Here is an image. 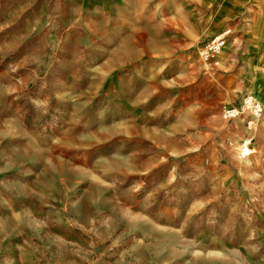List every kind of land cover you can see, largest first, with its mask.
<instances>
[{"label": "rangeland", "instance_id": "1", "mask_svg": "<svg viewBox=\"0 0 264 264\" xmlns=\"http://www.w3.org/2000/svg\"><path fill=\"white\" fill-rule=\"evenodd\" d=\"M0 264H264V0H0Z\"/></svg>", "mask_w": 264, "mask_h": 264}, {"label": "built area", "instance_id": "2", "mask_svg": "<svg viewBox=\"0 0 264 264\" xmlns=\"http://www.w3.org/2000/svg\"><path fill=\"white\" fill-rule=\"evenodd\" d=\"M226 34L220 33L209 39L200 50V57L204 62H213L226 45ZM263 107L259 99L253 95H246L238 105L224 104L222 107V117L225 120L235 119L248 115L249 120L260 118ZM249 149H247V152ZM246 153V152H245Z\"/></svg>", "mask_w": 264, "mask_h": 264}]
</instances>
